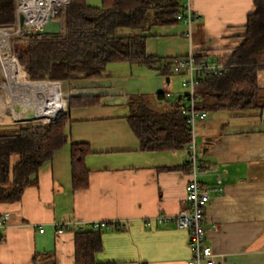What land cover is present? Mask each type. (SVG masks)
<instances>
[{"label": "crops", "instance_id": "0c3cea01", "mask_svg": "<svg viewBox=\"0 0 264 264\" xmlns=\"http://www.w3.org/2000/svg\"><path fill=\"white\" fill-rule=\"evenodd\" d=\"M187 2L197 15L192 40L182 22L158 27L148 40L150 55L176 59L193 53L220 61L244 43L256 0ZM119 64L104 77L63 81L64 97L73 99L69 142L41 168L37 183L26 188L20 201L0 203V219L6 225L0 229V264H77L76 233L93 228L95 222L108 223L103 249L95 255L99 263L191 264L188 229L173 218L147 225L160 214L174 217L186 206L188 150H143L130 121L131 97L143 96L152 108L165 112L186 92L180 83L183 75L174 63L171 76L129 62ZM258 81L264 87V68ZM163 93L174 97L159 98ZM1 108L0 127L9 126ZM198 126L197 148L204 166L198 179L212 187L222 174L225 186L223 194H213L206 210V242L230 264H264V113H208ZM76 143L90 149L85 158L88 185L81 189L75 188L73 177ZM66 222L73 223L72 228L60 229Z\"/></svg>", "mask_w": 264, "mask_h": 264}, {"label": "trees", "instance_id": "16d2710c", "mask_svg": "<svg viewBox=\"0 0 264 264\" xmlns=\"http://www.w3.org/2000/svg\"><path fill=\"white\" fill-rule=\"evenodd\" d=\"M186 0H102L92 6L87 0H72L60 15V35H19L14 52L32 80L70 81L100 78L116 62H129L171 76L174 59L150 55L148 40L161 26L180 22ZM249 16L244 43L229 57L218 61L225 65L223 74L203 72L199 77L197 109L264 113V87L258 73L264 68V0H256ZM16 0H0V27L16 24ZM200 64L210 58L194 55ZM172 60V61H171ZM213 61V60H212ZM184 74V73H183ZM19 81L21 80L18 76ZM161 99H171L167 93ZM183 97L172 101L165 112L152 108L143 96L130 98V121L142 142L143 150H180L193 140L187 117L182 113ZM73 99L69 102V109ZM69 112L56 122L42 125H9L0 132V203L22 199L27 187L37 183L39 171L51 162L69 142ZM85 144L72 145L74 186L88 185ZM121 229L119 225L111 227ZM107 228L81 229L76 233L77 264L99 263L95 255L103 249L102 233Z\"/></svg>", "mask_w": 264, "mask_h": 264}, {"label": "built area", "instance_id": "2783aa9c", "mask_svg": "<svg viewBox=\"0 0 264 264\" xmlns=\"http://www.w3.org/2000/svg\"><path fill=\"white\" fill-rule=\"evenodd\" d=\"M72 0H16V24L13 26L0 27V106L2 105V113L4 121L10 125H42L56 122L61 116L69 112V101L63 94V81L59 80H28L26 73L22 70L17 56L13 52L14 39L19 35H32L37 29H41L51 19H59L63 23L61 14L67 9ZM24 16V27L20 26V17ZM197 15L189 6L187 0L185 2V11L178 15V20L188 27L187 36L192 40V26ZM9 64L15 69L10 70ZM174 67L177 73H181L184 78L182 85L186 88L183 97L185 106L182 107V113L187 117V121L191 127L193 140L188 146V168L191 174V180L186 187V206L180 213L174 217L160 214L152 219L147 220V225L153 227L159 223H167L172 218L176 220L178 225L190 231L191 246L193 248V259L191 264H230L223 256L214 253L212 247L206 242L207 228L205 225L206 210L212 201L213 194L221 195L225 191L224 177L222 174L217 175V184L212 187L205 186L199 179V173L204 169L200 160L197 141H196V125L200 121L207 118L208 114L197 109L199 77L203 72H213L215 74H223L227 71L225 65L218 61H203L200 64L195 63L194 54L191 53L186 57H178L174 60ZM24 75H23V73ZM184 73V74H183ZM13 75V76H12ZM20 76L21 80L30 84L46 83L55 85L56 90L61 95L65 108L46 117L40 113L39 103L33 95L28 91V95L19 96L15 90L14 79ZM40 99L45 98L52 101L57 97L54 93L47 92L45 95L38 93ZM169 98H173V93H167ZM57 99V98H56ZM55 99V102L57 100ZM60 102V101H59ZM2 103V104H1ZM34 113L35 119H28L29 115ZM73 223L66 222L60 225V229H70ZM5 222L0 219V229L5 227ZM95 229L108 227V223L95 222ZM44 232V229L40 230ZM1 238V233H0Z\"/></svg>", "mask_w": 264, "mask_h": 264}, {"label": "bare ground", "instance_id": "6f19581e", "mask_svg": "<svg viewBox=\"0 0 264 264\" xmlns=\"http://www.w3.org/2000/svg\"><path fill=\"white\" fill-rule=\"evenodd\" d=\"M9 65H11V66H9L10 67L9 69L14 71L15 67L12 64H9ZM13 82L15 85V90L17 92H19L20 90L23 91L25 89L29 90V91L31 90L33 92L34 97L36 98V100H38L37 102L40 104L39 105L40 106L39 107L40 112L43 111L44 108H46L44 111V113H45L44 115L46 117H48L50 115H54V113L58 112L59 110L64 109L63 102L61 101L62 100L61 95L58 92V90H56L55 85H49L46 83H40V84L34 85V84L26 83V82H21L18 79V75L16 76V78L14 79ZM25 85H30V86H25ZM40 92L42 93V95H45L47 92H51V93H54L57 97L53 98L52 101H47L45 98L40 99L39 94H38ZM21 93H25V92L20 91L18 94L19 96H23V97L25 96V98L28 95L27 93H26L27 95H24V94L21 95ZM55 99L57 100V102H55ZM58 103H59V106H58ZM42 115H43V113H42Z\"/></svg>", "mask_w": 264, "mask_h": 264}, {"label": "water", "instance_id": "95a60500", "mask_svg": "<svg viewBox=\"0 0 264 264\" xmlns=\"http://www.w3.org/2000/svg\"><path fill=\"white\" fill-rule=\"evenodd\" d=\"M24 16L21 15L20 17V26L23 28L24 25ZM63 32V23L59 19H51L48 21L46 25H44L41 29H37L33 32L34 35H60ZM35 119V114L32 113L29 115L26 121ZM212 140L211 137L207 138V142L209 143Z\"/></svg>", "mask_w": 264, "mask_h": 264}, {"label": "rangeland", "instance_id": "374dc122", "mask_svg": "<svg viewBox=\"0 0 264 264\" xmlns=\"http://www.w3.org/2000/svg\"><path fill=\"white\" fill-rule=\"evenodd\" d=\"M13 52H14V42H13ZM14 54L16 55L15 52H14ZM119 63H121V62L112 63L111 65H109L108 69L111 68L112 65H114V64L120 65ZM20 65H21V64H20ZM21 67H22V70L24 71V67H23L22 65H21ZM109 70H110V69H109ZM24 72H25V71H24ZM22 73H23V72H22ZM23 75H24V73H23ZM27 78H28V76H27ZM183 78H184V76H183ZM183 78H180V79H181V81H180L181 85H182V80H183ZM29 79H30V78H28V80H29ZM30 80H32V79H30ZM33 81H34V80H33ZM25 86H30V85H25ZM20 91H21V92H25V93H21V95H22V94L25 95L26 93L29 94V93H28L29 90H26V89H25V90H23V91H22V90H20ZM20 91H19V92H20ZM64 91H65V94H67V88H64ZM19 92H18V94H19ZM63 107L65 108V103H64V102H63ZM42 109H43V108H42ZM45 109H46V108H44L43 111H41L40 113H43V115H44V114H45V113H44ZM223 112L233 113V112H231V111H217V112H211V113H223ZM14 125H17V124H14ZM198 125H199V123H197V125H196V141H197V142H198V137H199V135H198V134H199V133H198V132H199V126H198ZM8 129H9V128H8L7 126H2V127H0V132H6Z\"/></svg>", "mask_w": 264, "mask_h": 264}]
</instances>
